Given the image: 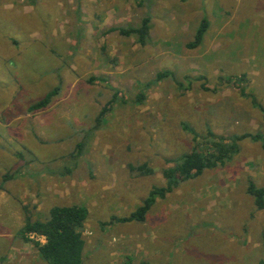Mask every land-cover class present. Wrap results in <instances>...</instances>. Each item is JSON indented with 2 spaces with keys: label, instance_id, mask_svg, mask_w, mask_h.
Segmentation results:
<instances>
[{
  "label": "rangeland",
  "instance_id": "374dc122",
  "mask_svg": "<svg viewBox=\"0 0 264 264\" xmlns=\"http://www.w3.org/2000/svg\"><path fill=\"white\" fill-rule=\"evenodd\" d=\"M145 16L143 44L107 32ZM259 104L264 0H0V264H45L21 230L55 205L88 209L84 264H264V208L246 192L264 186L261 139L239 140L142 221L102 224L185 153L212 154L213 136L263 134Z\"/></svg>",
  "mask_w": 264,
  "mask_h": 264
},
{
  "label": "trees",
  "instance_id": "16d2710c",
  "mask_svg": "<svg viewBox=\"0 0 264 264\" xmlns=\"http://www.w3.org/2000/svg\"><path fill=\"white\" fill-rule=\"evenodd\" d=\"M208 27V20L202 18L194 34L193 40L186 44L187 47H196L203 37ZM117 31L121 35H136L139 42L143 44L149 32V18L145 16L139 26L119 27L112 26L107 32ZM57 89L50 90L44 97L29 106V110H36L45 107L52 97L56 94ZM109 102L104 106L97 117L101 119L109 107ZM262 112L264 122V106L258 105ZM211 135V133H210ZM245 137L261 139L264 147V133L250 134L242 133L233 135L230 138L222 136H213L210 140L212 154H202L197 150L185 153L180 159L176 160L172 166H167L162 170L165 179L164 186H153L149 190L142 202L127 216L112 215L108 221L103 222L105 225L111 222H129L142 221L155 203L156 198H163L178 184L184 180L200 175L204 169L215 166L218 162L229 159L237 151V143ZM137 169L144 173L152 172L145 165H140ZM8 177V176H7ZM4 181V180H3ZM3 189L0 183V190ZM246 192L254 198V204L257 209L264 208V186H258L252 181H248ZM88 215V209L80 205H55L49 209V215L45 220H31L26 218L21 234L26 241H31L37 248L41 259L45 264H84L83 250L85 240L82 234V227ZM34 233L44 237V242L39 240H30L27 234Z\"/></svg>",
  "mask_w": 264,
  "mask_h": 264
},
{
  "label": "crops",
  "instance_id": "0c3cea01",
  "mask_svg": "<svg viewBox=\"0 0 264 264\" xmlns=\"http://www.w3.org/2000/svg\"><path fill=\"white\" fill-rule=\"evenodd\" d=\"M41 259V258H40ZM12 260V259H11ZM11 260H9V262L11 261ZM34 261H36V260H32V262H34ZM31 262V263H32ZM18 264H24V259L22 258L19 262H18ZM33 264V263H32Z\"/></svg>",
  "mask_w": 264,
  "mask_h": 264
},
{
  "label": "built area",
  "instance_id": "2783aa9c",
  "mask_svg": "<svg viewBox=\"0 0 264 264\" xmlns=\"http://www.w3.org/2000/svg\"><path fill=\"white\" fill-rule=\"evenodd\" d=\"M34 234V233H33ZM37 235V234H36ZM43 237V236H42Z\"/></svg>",
  "mask_w": 264,
  "mask_h": 264
}]
</instances>
